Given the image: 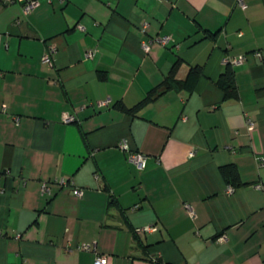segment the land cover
Wrapping results in <instances>:
<instances>
[{
	"label": "crops",
	"instance_id": "1",
	"mask_svg": "<svg viewBox=\"0 0 264 264\" xmlns=\"http://www.w3.org/2000/svg\"><path fill=\"white\" fill-rule=\"evenodd\" d=\"M243 2L0 0V264H264V0Z\"/></svg>",
	"mask_w": 264,
	"mask_h": 264
},
{
	"label": "built area",
	"instance_id": "2",
	"mask_svg": "<svg viewBox=\"0 0 264 264\" xmlns=\"http://www.w3.org/2000/svg\"><path fill=\"white\" fill-rule=\"evenodd\" d=\"M23 3V12L24 14H29L37 4H39V0H22ZM241 3L244 4L243 0H240ZM172 40V37L170 35H163L159 38H157V41L162 43V44H167ZM0 41H1V35H0ZM146 49H149V46L146 45L145 46ZM54 53H55V48L51 47L50 51L48 53L45 54L44 56V60L48 63H52L53 62V57H54ZM94 54V50H90L88 51V55L92 56ZM245 56H239L236 58H233L232 61L234 62H241L244 61ZM2 71L0 70V76L2 75ZM110 102V100H104L102 101L100 104L101 105H106ZM64 119L66 121H72L75 119L74 115L69 114V113H65L64 115ZM248 122V128L250 130H253L255 128V121L253 119H251L250 117L247 120ZM120 147H122L125 150H130V154H129V159L135 163L140 169H142L145 166V162H146V155H144L142 152L139 151H134L131 149L130 144L128 139H123L122 141H120ZM260 165H264V156H258L257 157ZM47 184H44V190L47 189ZM233 188L230 186V190H232ZM74 193L78 196H81L83 194V189L81 188H74ZM186 207L189 210L191 215H195V211L193 209V207L191 206L190 203H186ZM153 229V226H146L143 228H138V232L142 233L146 230H151ZM227 236L223 235L222 239H226ZM94 244L93 243H85L83 245H79V248L82 249H91L93 248ZM95 264H108V255L105 253H98L95 259Z\"/></svg>",
	"mask_w": 264,
	"mask_h": 264
},
{
	"label": "trees",
	"instance_id": "3",
	"mask_svg": "<svg viewBox=\"0 0 264 264\" xmlns=\"http://www.w3.org/2000/svg\"><path fill=\"white\" fill-rule=\"evenodd\" d=\"M230 70L231 69L227 68L226 71L224 72V77H222L219 80V82H220V84L222 86L226 85L228 87H234L233 78H232ZM225 77H227V78H225ZM173 83H174V78H173L172 75H170L163 81V83L158 88H162L161 90H164V89L170 87ZM156 90L157 89H154L152 92H150V94L148 95V97L144 101L150 99L152 97L151 96L152 93L155 92ZM144 101H142L141 103H143ZM127 110H129L130 112H134L135 108L127 109ZM222 172H223V174H224V176H225V178L227 179L228 182H233L234 184L237 183V181H238V172H237V168L236 167H234L233 165H227V166L222 168Z\"/></svg>",
	"mask_w": 264,
	"mask_h": 264
}]
</instances>
